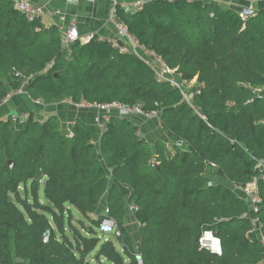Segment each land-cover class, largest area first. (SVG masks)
Here are the masks:
<instances>
[{"label": "trees", "instance_id": "obj_1", "mask_svg": "<svg viewBox=\"0 0 264 264\" xmlns=\"http://www.w3.org/2000/svg\"><path fill=\"white\" fill-rule=\"evenodd\" d=\"M116 19L181 81L196 79L195 105L137 54L106 39L65 44L56 25L40 15L28 20L13 0H0V102L21 88L44 104L138 103L158 113L168 140L150 143L134 122L140 117L115 114L103 130L94 125L97 142L80 118L68 131L56 115L0 120V264H90L91 253L96 264L264 261L241 190L257 177L264 235L256 168L264 161V93L256 91L264 87V6L244 19L214 2L147 0L140 10L117 7ZM102 197L121 252L97 232ZM72 209L89 221L86 232L70 224ZM128 215L138 223L137 242ZM205 230L219 239L220 254L199 245Z\"/></svg>", "mask_w": 264, "mask_h": 264}, {"label": "built area", "instance_id": "obj_2", "mask_svg": "<svg viewBox=\"0 0 264 264\" xmlns=\"http://www.w3.org/2000/svg\"><path fill=\"white\" fill-rule=\"evenodd\" d=\"M111 4L108 22L111 26L116 30L117 37H106L97 32H88L84 36V41H88L92 38L97 39H106L108 42L112 43L114 46H117L120 51L122 52H133L143 58L146 63H148L155 71L156 76L159 80L168 81L172 87H177L182 92L184 99L188 101L186 98L185 91L182 87L181 81L176 77L174 69L169 67L164 60H162L159 56L155 55L152 51L145 49L129 31L126 24L119 22L116 19V8L120 7L121 9L125 10L126 12H131L135 10H140L143 4L147 0H109ZM254 3L264 4V0H248V3L238 9L239 16L241 18H248L254 12ZM13 7L23 13L28 20L33 19L35 16L40 15L41 11L39 8L34 6L30 0H13ZM54 15H60V10L56 9L53 11ZM62 19L63 17L60 16ZM63 20V19H62ZM62 31V39L65 44L79 39L78 33L76 32L74 27H70L66 30L61 29ZM21 88L14 91V93H21ZM10 98V94H8L0 103L8 100ZM36 103H39L38 100H35ZM64 103H70L74 105L76 108L80 109H94L98 113L95 124L99 130H103L105 128L104 121H107L111 114H115L118 116L124 117H140L143 119H152L157 116V112L154 111H147L141 108V105L138 103L135 104H123L117 101H112L108 103H88L85 101H80L78 103H72L69 99H63ZM100 118H103L101 121ZM13 120L16 117H12ZM74 122V119L71 121ZM256 168L259 170L258 179L261 178L264 181V161H258L256 164ZM256 180V179H254ZM254 180L247 184L243 189H241L251 204V211L254 216L251 218L252 227L249 230L250 233L255 234L259 237L262 245L264 246V235L262 234L259 226L258 219L256 217L257 212V202H259L260 198L257 193L256 182ZM136 207L134 204H128V210L133 211ZM107 212V211H106ZM106 215V214H105ZM97 232L103 235L112 233L115 235H119V231L117 228L116 221L114 218L105 216L102 221L100 222ZM199 245L201 247H205L212 253L220 254V242L219 239L214 236L212 231L205 230L201 237L198 240ZM138 264H142L140 258L137 259ZM257 264H264V261H261Z\"/></svg>", "mask_w": 264, "mask_h": 264}, {"label": "crops", "instance_id": "obj_3", "mask_svg": "<svg viewBox=\"0 0 264 264\" xmlns=\"http://www.w3.org/2000/svg\"><path fill=\"white\" fill-rule=\"evenodd\" d=\"M31 3L40 9L41 20L44 25H56L59 29L60 35H62L61 29L66 30L70 27H74L78 36L84 41V36L88 32H97L103 36L117 37L116 30L108 22V16L111 8L109 0H30ZM205 2H214L227 6L233 9H240L248 3V0H203ZM258 7L264 6V4H257ZM60 10V15H54V10ZM62 16L63 20L60 18ZM176 77L179 79L178 75ZM180 80V79H179ZM181 81V80H180ZM194 81L197 84L196 79ZM188 81H181L185 86V94L189 93L187 88ZM199 88V85H197ZM259 93H264V87L256 90ZM187 95V94H186ZM192 100V95H191ZM29 113L33 114L34 119L43 120L48 115H56L64 131H68V125L74 118H80L90 124L92 127L95 125L96 113L93 110L77 109L71 104L60 102L54 104H44L39 101L36 103L32 100L26 91L21 93H10V98L3 103H0V120H4L7 117H16L14 122L17 124L23 121ZM134 122L138 125V132L141 136L145 137L150 143H153L155 139L160 138L167 139L166 133L160 129L159 119L145 120L142 118L134 119ZM159 127V128H158ZM161 134L163 136L161 137ZM99 139V132L94 127V142ZM125 194V189H122ZM102 209L106 211L105 197L100 199L98 210ZM129 216V215H128ZM127 216V217H128ZM126 217V218H127ZM132 220L134 218L130 216ZM127 224V221H125ZM127 227V225H126ZM135 242L139 240V237L133 239Z\"/></svg>", "mask_w": 264, "mask_h": 264}, {"label": "rangeland", "instance_id": "obj_4", "mask_svg": "<svg viewBox=\"0 0 264 264\" xmlns=\"http://www.w3.org/2000/svg\"><path fill=\"white\" fill-rule=\"evenodd\" d=\"M257 4H259V3H254L253 5H254V8L255 7H258L259 5H257ZM197 85L198 84H195V82L194 81H188L187 82V88H188V92L189 93H186L187 95V99H188V101H189V103L191 104V105H195L194 103H193V101L191 100V95L193 96V94L197 91ZM182 87H183V89L185 88V86L184 85H182ZM61 102H63V101H61ZM73 103V102H72ZM68 104H70V103H68ZM72 105V104H71ZM74 106V105H73ZM75 107V106H74ZM77 109H80V108H77ZM82 110H94V109H82ZM95 113H96V115H98V113L96 112V110H95ZM97 117V116H96ZM26 117H24L23 118V120L25 119ZM158 118V113H157V116L156 117H154V118H152L153 120L154 119H157ZM143 119V118H142ZM145 120H150L151 121V119H145ZM72 121V120H71ZM70 121V122H71ZM159 128V127H158ZM163 133H165V132H163ZM163 136V134H161V137ZM163 138H165L164 136H163ZM167 139L165 140V142L167 143ZM257 181V177H256V180H254V182H256ZM40 200L42 201V202H45V199H44V197H43V193H42V191H41V194H40ZM106 211H107V209H106ZM106 211H103L102 209H100V210H98L97 209V214H106ZM91 216H93V215H91ZM64 220H65V232L67 233V234H70L71 233V229H70V227H69V225H68V221H69V218L67 217V215H65L64 216ZM68 220V221H67ZM82 222H81V221ZM126 221H127V229H128V231H129V233H130V235L132 236V238L134 239V238H136V237H139V234H138V223L135 221V220H132L131 219V217L130 216H128L127 218H126ZM70 224L71 225H73V226H75V227H77L79 230H81V232H86V228H88L89 227V221L87 220V219H85V218H83V217H81L74 209H72V217L70 218ZM99 236L101 237V240H106V239H111L112 241H113V243H114V245H115V247H116V249L118 250V251H120L121 252V246H120V243H119V241H118V239H117V235H115V234H112V233H109V234H106V235H103V234H100L99 233ZM92 256H93V253H91L89 256H88V259L90 260V264H96V263H94L93 261H92ZM103 262H105L104 260H103ZM107 262V261H106ZM108 264H111V263H109V262H107Z\"/></svg>", "mask_w": 264, "mask_h": 264}, {"label": "water", "instance_id": "obj_5", "mask_svg": "<svg viewBox=\"0 0 264 264\" xmlns=\"http://www.w3.org/2000/svg\"><path fill=\"white\" fill-rule=\"evenodd\" d=\"M9 164H12V161H9ZM45 240H46V236H45Z\"/></svg>", "mask_w": 264, "mask_h": 264}]
</instances>
